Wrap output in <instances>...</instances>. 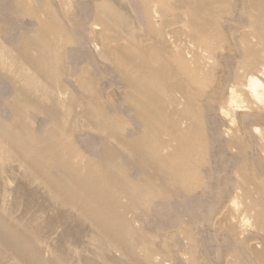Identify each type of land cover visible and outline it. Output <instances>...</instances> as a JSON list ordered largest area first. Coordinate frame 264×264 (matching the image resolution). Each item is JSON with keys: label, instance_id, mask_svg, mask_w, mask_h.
<instances>
[{"label": "bare ground", "instance_id": "6f19581e", "mask_svg": "<svg viewBox=\"0 0 264 264\" xmlns=\"http://www.w3.org/2000/svg\"><path fill=\"white\" fill-rule=\"evenodd\" d=\"M137 1H139L138 3L142 8L151 4L150 9L144 8L142 10V32L140 30L138 33L137 31L126 34L121 33L119 36L116 35L114 37L110 35L113 38L109 40L104 38L103 34L99 33L96 35V39L100 43H103L105 40L109 41L107 44H101L107 61L120 78L121 85L125 89L126 93L123 96V102L132 112L133 119L138 122V131L135 134H132L133 132L131 131V136L128 135L126 133L127 128L125 129L127 121L123 118H117L116 114L113 117L108 115L106 111L107 106L99 104L96 101L97 97L92 92V86L89 80L83 78L80 83L83 91L85 89L90 91L87 92L88 95L86 94L82 97L85 103L83 118L87 121H95L96 129L103 134L101 141L102 154L100 155H97L96 152L84 154L76 147L74 141L72 142L71 140L68 125L77 128L79 123L74 112L76 110L74 109V102L76 101L72 98L68 100L66 97V102L59 101L61 98V96L59 98V95L63 93L59 94L62 87L60 88L61 84L59 85V81L56 80L57 75L54 74L53 58L56 50H59L56 49L58 48L56 46L61 45L59 36L56 37L60 33V27L51 11H48L44 7L45 3L42 8L29 3L30 6L28 8V5H26L27 2H25L28 10L24 13L31 15L37 21L39 29L37 28L38 30L31 36L22 34L20 37L21 43L19 42L20 44L14 48L12 47L16 51L15 56L12 48H8L9 44L7 47L6 44L5 46L0 45L1 53L10 49L15 62L17 64L20 62L21 66L31 70V75H29V70V72L25 71L26 69L20 73V69L17 71L19 74L16 76H21L20 78L22 79L20 80L24 82L23 84L27 85H23V87L25 86L27 88L29 86L30 89L31 86H36L33 82L35 79L43 80L44 83H42V86H40V83L38 84L40 88L38 86L35 89H31L33 93L42 94L43 98L48 99L49 102L48 105H44L41 101L43 99L41 96L39 97L41 99L38 101L30 96L31 89L29 93L27 92L29 95H26V90L22 86L21 88L25 90V92L23 91L24 93L20 91L21 88L19 89L16 86L18 90L14 87L16 90V95L14 96L17 98H15L17 103L14 100L16 104H14V107H11V109H14L10 111L13 113L15 111L14 114L22 113L23 109L21 110V106L23 104L27 109L41 110L49 117L53 124L50 130H47V134L40 136L26 131L29 127L25 126L24 123L23 126L25 128L21 130L18 128V125L0 121V160L3 158H7V160L8 158L15 159L17 161L16 163L19 162L23 166L25 169L24 173H27L30 180L33 183H37L38 187L43 189L44 199L50 205V209L53 212L50 217L51 222L54 220L53 222L56 221V223H59L57 221L60 219L61 221H69L71 224L63 225L66 226V230L64 231H72L76 235L75 241L77 243L80 241V234L82 235L83 229L85 227L89 229L87 230L90 232L87 238L89 240L84 239L89 241L87 243H89L90 249L91 246L93 247L92 256L89 254L91 256L90 258L86 257L90 251H87V254L85 253L83 249L84 244L81 246V249L84 251L85 257L79 251L76 253L77 249L76 251L73 250L75 246L73 248L67 246V250L69 248L73 250L72 252L76 257V261L72 259L76 264H125L127 261H130L132 264V261H135V258H137L136 250L140 246L132 241V236L135 234V231L129 220V215L135 214L134 211L136 210H139V213L147 210V206L149 207L153 200L157 198H167L171 195L176 197L178 194L182 198H186V195L190 194L192 188L199 185L200 172H198L199 170L196 167L200 160L196 162V157L202 156L203 139L199 127L195 124L194 115H197V112H195L196 107L202 103L204 96H207L208 103H213L218 98L222 100L219 110H222V115L224 114L223 117L226 120L231 116L226 107L233 109L230 111L231 114H235L234 112H249L242 116L237 115L238 129L236 131L231 135L230 131L228 132L227 130L226 132V136L229 135L230 137L227 143L228 147L234 149L240 156L244 155L245 149L242 140L244 126L249 121L264 120L263 115L259 111H254V109L264 107V0H238L236 4L234 3L232 5L229 4L230 1L228 3L225 0H172V3L170 0H165L168 4H173V8L175 7L176 9L175 13L172 14L171 20L173 22L171 24L168 22L169 20L164 19V14H166L164 13L165 9L162 4L164 0ZM18 3L16 2L15 4L18 5ZM104 4L101 7L105 10L106 6ZM22 10L24 11V8ZM231 12L241 13L243 15V20H241L237 27H234L235 33L242 27L241 23L243 21L249 27L252 24L254 26L247 31H250L248 35L243 33L237 39L240 61L234 63L232 73L226 79L225 83L219 85L217 88L220 92L207 94L205 82L210 75L208 65L218 55L219 50L217 51V47L224 41L223 36L226 30L225 18ZM14 14L16 13L14 12ZM166 20L168 24L162 25L163 21L166 23ZM157 21L160 22V25H158L159 23L156 24ZM98 22L105 29L111 26L104 17L99 18ZM94 27L96 26L94 25ZM52 28L56 31L52 30ZM124 30L126 31V29ZM0 44L2 43L0 42ZM94 46L97 47L96 45ZM97 48L96 50H98ZM226 51L229 52L228 54L230 56L232 50L227 48ZM96 52L98 53V51ZM5 57L3 60L5 62L4 64L11 61L10 58L7 62ZM1 59L0 61H2ZM14 60L12 61L13 63ZM0 63L2 64V62ZM9 63L10 65H14L11 62ZM4 66L6 68L7 64ZM5 68L4 70H6ZM1 72L0 74H2ZM14 73L16 72L14 71ZM83 91H80V93H83ZM66 94V96L69 95L67 92ZM79 101L82 100L79 98ZM12 103L11 105H13ZM224 108L227 112L223 111ZM17 109L18 113H16ZM20 114L15 116H20ZM21 115L22 117H20L23 118L24 112ZM59 119L62 120L61 123ZM16 120L18 121L20 118L14 121ZM17 121L15 123H18ZM23 121L21 119V122ZM228 121L232 122L231 120ZM19 124L21 123L19 122ZM85 125L84 128L87 129ZM23 130L26 131L23 134H27L28 132V135L23 136L21 133ZM76 132H79V130H76ZM260 141L262 142L261 149L264 151V138H260ZM123 159L129 162V164L136 165L135 167L142 174L141 181H135L130 177V170ZM9 162L12 164L11 160ZM4 165L1 166L3 167ZM5 168L6 166L4 170L8 169V167ZM2 173L1 175L4 176ZM9 176L13 177L12 174ZM5 178L7 179V177ZM20 178L17 179V183ZM28 183L26 184L27 186ZM33 186L32 188L29 187V189H33ZM24 189L26 190L27 188ZM257 195L260 196L258 192ZM258 196L257 199L264 200L261 199L264 195H261L262 197ZM32 197L30 196V198ZM30 198L26 202H30ZM35 203H37V200ZM232 203L235 205V201ZM18 206L17 208H19ZM4 210L2 209V211ZM6 214L0 211V257L3 260L4 258L7 260L6 256H10L14 262L8 261L12 262V264H72L70 259L67 262L65 261L68 257L62 259L63 252V255L59 252L61 257H59V254H53L54 252L50 253L49 250L54 245H51L52 248L50 249L49 247L48 250L46 246L42 247L41 241L43 239L41 240L40 232L44 228L41 226L42 219L39 218L38 214L37 218L35 217L31 220L32 222L26 223V226L17 224L18 221L23 222L21 219H23L24 215H22L20 220H16V223L15 220L13 222L8 218L7 215L9 214ZM14 214L16 215L17 213L11 215L14 216ZM28 216L29 214L26 218ZM234 218L236 219V217ZM230 224H232L231 221ZM233 227L231 226V228ZM61 230L63 231V229ZM52 231L54 233V230ZM46 234L45 236L47 237L50 233ZM51 236L48 237L51 238ZM55 238L58 239L57 236ZM65 238L68 239V236ZM65 238L61 240H66ZM57 239L54 240L57 241ZM55 243L57 245V242ZM143 248L148 247L143 246ZM55 249H52V251ZM57 249L56 251L60 250V248L59 250ZM81 249L79 246L78 250L80 252ZM116 252L123 254L124 261L114 257ZM66 254L71 255L72 253L69 251ZM142 260L144 264H151L150 256H145ZM137 263H139V260Z\"/></svg>", "mask_w": 264, "mask_h": 264}, {"label": "rangeland", "instance_id": "374dc122", "mask_svg": "<svg viewBox=\"0 0 264 264\" xmlns=\"http://www.w3.org/2000/svg\"><path fill=\"white\" fill-rule=\"evenodd\" d=\"M33 1L35 2L34 4ZM63 1L62 0H0V42L2 43L0 45L5 46L6 44L7 47V45L9 44L8 48L11 49L12 47L14 48L16 45L21 43L20 37L22 36V34L30 35V36L33 35V33H35L39 29L38 23L34 18L31 17V15H28L24 12L28 10L30 6L29 3H31V5L36 7L39 6L40 8H42L43 4L45 3L44 7L48 9V11H51L52 15L56 18L58 25L60 27L59 30L60 33L58 35H56V33L54 32L56 37L59 36L58 37L59 42H61V45L56 46L58 47L56 49H59L60 51L53 49L56 50L55 56L53 58L54 74L57 75L56 80L59 81L58 82L59 85L61 84L60 88L62 87L61 92L59 94L63 93L62 95H59V98L61 96L60 98L61 100L59 99V101L66 102V99L68 100L70 98L74 99L76 101L74 102V107H75L74 109H76L74 112L76 118L78 119L79 123L83 122L84 125L86 124L85 127L87 128L85 129L84 125L83 124L81 125V123L80 124L78 123L77 128L74 126L70 127V125H68L71 135V140L72 142L74 141L76 147L84 154H90L91 152H96L97 155H100L102 154L101 141L103 138L102 136L103 134L101 133V131L96 129L95 121H87L83 118L85 112V106H84L85 103L83 102L82 97L85 96L86 94L88 95L87 92L90 91L88 89H85L83 91V89L80 86V83L82 81L81 79L86 78L87 80L90 81L92 86L91 88L92 92L94 93V95L96 94L95 96L97 97L96 101H98L99 104L107 106L106 111L109 116L113 117L116 114L117 118H123L124 120L127 121L125 129L127 128L126 133L128 135L131 136V131L133 132L132 134H135L138 131L139 129L138 122L133 119L132 112L127 108L128 106H126L125 103L123 102L124 100L123 96L126 93L125 89L121 85L120 78L117 76L116 72L113 70L110 63L107 61L102 44H107L109 42L108 41L109 39H112L116 35L119 36V34L121 33L126 34V33H131L133 31H137L138 33V31L140 30H141L140 32H142L143 31L141 29L142 17H143L142 10L144 8L150 9L151 4H148L142 8V6H140V4L138 3L139 1L137 0H63ZM225 1L226 2L230 1V3L228 2L230 5L234 3L236 4L238 2V0H225ZM14 2L15 3L17 2L18 5L15 4ZM25 2H27L26 5H28V8L25 5ZM170 2L172 3V0H170ZM103 3H105L104 5L106 6L105 10L101 7ZM162 4L165 9L164 13H166L164 14L165 15L164 19L166 18L167 20H169L168 22L171 24L173 22L171 20V17L172 14L175 13L176 9L175 7L173 8V4L170 3L168 4L167 2H165V0L162 2ZM22 8H24V11L22 10ZM14 12L16 14H14ZM44 15L46 16V14ZM101 17H104V19L107 20L108 24L111 25L110 26L111 29L109 27H106L105 29L104 26L99 25L98 20ZM167 20L166 23H164L165 21H163L162 25L168 24ZM225 20H226L225 21L226 30L223 36L225 42L223 41L222 42L223 44L221 43L217 47V51L219 50L218 55L208 65L209 66L208 71L210 70L209 71L210 75L207 77V80L205 82V89L207 94L220 92V90H218L217 88L219 87V85L224 84L226 79L232 73L234 63L240 61L237 39L240 38V36L243 33L248 35L250 31L249 32L247 31L251 29L252 26H254V24H252L249 27L247 26L245 21H243V23H241L242 27L235 33L234 27H237L241 22V20H243V15L241 13L231 12L230 14L226 15ZM156 24L160 25V22L157 21ZM94 25L98 29L94 27ZM124 29H126V31ZM52 30L56 31L53 28ZM99 33L103 34V37L107 38L108 40H105L103 43L101 42L102 43L101 44L96 39V35ZM110 35L113 37H111ZM93 44L96 45L98 48L95 47ZM13 48H12V52L15 56L16 51ZM96 48L98 50H96ZM227 48L232 50L230 52V56L228 54L229 52L226 51ZM10 49L6 50V52L4 53L0 52L1 54L0 59L2 58L1 59L2 61H0L2 62V64L0 63L1 65L0 69H2L0 70L2 71L1 72L2 74H0V121L7 124L12 123L16 126L18 125V128L21 130L24 129L25 126H27L29 128L26 127L28 129V130L26 129V131L28 132L30 131L34 134L43 136L48 133L47 130H50L53 124L52 121L49 119V117L41 110H38L39 111L38 113L37 109L36 110L31 108L27 109L22 104L21 110L23 109L22 113L24 112L25 117L23 116V118H21L22 113L21 112H20L21 114L18 113V109H17L16 113L20 114L21 117L17 116L18 118H20V120L18 121L16 120L18 123H15L16 121H14L15 119H18L15 116L18 114H14L15 111L14 113L11 112L14 109V108L11 109V107L12 106L14 107V104L17 103L16 102L17 98L14 96L16 95V90L14 87L17 86L20 89L21 86L23 87V85H25L23 84L24 82L20 80L22 79L20 78L21 76L19 77L16 75H18L20 72H24L22 70H25L26 68L24 66H21L20 62L18 64L15 62L14 56L10 51ZM96 51H98V53ZM5 53L7 54L6 57H5L6 55ZM8 53L10 54V57ZM4 57L7 60V62L11 58V61H9L11 62V64L13 63L12 61L14 60L13 64L15 66L10 65V63L8 62L9 67H8V63H6L7 66L5 68L4 65L6 64H4L5 62L3 61ZM4 68L6 70H4ZM18 70L19 73L17 72ZM28 70L29 69H26L25 71L26 72L30 71L29 75H31L32 74L31 70L29 71ZM14 71L17 74L14 73ZM5 75L8 78L4 77ZM6 80H8L9 82ZM15 81L17 84L14 83ZM33 82L34 85L36 86L34 87L31 86L30 89L31 88L35 89L39 86L38 85L39 83L40 86H42V83H44V81L41 79H35ZM12 83L16 85H13ZM25 86L23 88L26 90V93L27 92L29 93L30 91L29 86L27 88ZM40 86L38 88H40ZM23 88H21L20 91L25 92ZM62 90L64 91L62 92ZM80 91H83V93L82 92L80 93ZM66 92L69 94L68 96H66L67 95ZM28 93L26 95L30 94V96L35 98V100L37 99V101L43 98L42 94L36 92L33 93V91L29 94ZM224 95L226 96V94ZM40 96L41 98H39ZM79 98L82 101H79ZM44 99L45 98H43L41 101L44 103V105L46 104L48 105L49 104L48 99L45 100ZM14 100L16 103L14 102ZM202 100H203L202 103H200L196 107L195 112H197V115H194L195 124L199 127L200 134L203 139L202 156L196 157V162L200 160L199 164L196 167L199 170L198 172H200L199 173L200 183L198 186L192 188L190 194L186 195V198H182L179 194L176 197L171 195L170 197L167 198H157L153 200V202L149 205V207L147 206V210L143 211L142 213L141 212L139 213V210H136L134 211L135 214L129 215V220L131 221V225L133 226V230L135 231V234L132 236V241L140 246L136 250L137 258H135V261H132L133 262L132 264H144V262H142L143 261L142 258H144L145 256H150L151 264H264V220H263L264 200L261 201L259 200L260 198L257 199L258 196L257 192L260 195L258 197H262L261 195H264L263 192L264 190L263 152L264 151L261 149L262 142L260 141V138H264V120L253 121V122L249 121L248 123L249 125L246 124L244 126L243 129L244 136L242 137V140L245 149L243 153L244 155L240 156L238 155L239 153H237L234 149H230V147H228L227 143L230 137L229 135L226 136V132L227 130L228 132L230 131V135H231L234 131H236L238 129L237 115L242 116L248 114L249 112H241V113L234 112L235 114L232 113L233 114L232 115L230 111H232L233 109H231L230 107H226L228 113H230L231 115V116L228 115L231 117V119L230 117L228 118V120L232 121L230 122L224 119L223 117L224 114L222 115V110H219L222 100H219L218 98L215 100V102L208 103L207 101L209 100L207 96H204ZM11 103L13 105H11ZM226 109L224 108L223 111L227 112ZM255 110L259 111L264 118V107L259 109H254V111ZM21 119L22 121L23 120L25 121L21 122ZM59 121L61 123L62 120L59 119ZM19 122L21 124H19ZM23 123L25 126H23ZM76 130L77 131L79 130V132H76ZM26 131L24 130L23 132L21 131L23 136L28 135V132L27 134L26 133L23 134ZM206 151L208 152L206 153ZM2 160H0V163L2 161L0 167H2L1 165L3 164L5 165L2 167L3 169L0 168V170H2L0 171L1 213L4 214L5 212L9 214V215L6 214L8 218L12 221L15 220V222L16 220L17 221L20 220L22 215H24L23 219H21L23 220V222L21 221L22 223L20 221H18V223L16 222L19 225L21 224V226H26L28 222H32L31 220H33L35 217L37 218V214H38L39 218L42 219L41 226L42 228L45 229V230L44 229L41 230L43 233L40 232L41 240L43 239L42 241L45 242L43 243L41 241L42 247L46 246L47 250L49 249V247L51 249L53 245L54 246L52 249L55 248L57 249V247H59L60 250L59 248L57 249L59 251H56V249L52 251L51 249L49 250L50 253L54 252L53 254L56 253L59 255H60L59 252H61L62 255L64 253L65 256L63 255L62 259L68 257L67 258L68 260L67 259L64 260L67 262L70 259V262L72 264H76L75 263L76 257L72 252L73 250L76 251L77 249L76 253L79 251V253H81L83 257H85L84 255L85 253L87 254L90 251L91 253L89 252L86 256L87 258H90L92 256L93 247L91 246L90 249V245L89 243H87L89 241L85 240L90 235V232L87 231L89 229L87 227L83 229L82 235L80 234V241L77 243V241H75L76 235L73 234L72 231L70 230L69 232L64 231L66 230V226L63 225L71 224L69 221L65 220L67 221L65 222L64 220L61 221L60 219L57 221L60 224L56 223V221L53 222L54 220L51 222L50 217L52 216L51 213L53 212L50 209V205L44 199L45 196L43 195L44 194L43 189H41V187H38L37 183H33L30 180V178L27 176V173L26 174L24 173L25 169L23 168V166L19 164V162L16 163L17 161L15 159L8 158L7 160V158H3ZM10 160L12 161V164H10L11 163L9 162ZM123 160L126 163V166L130 170V174H131L130 177L135 181H141L142 174H140L139 169L135 167L136 165L132 163L129 164V162H127L125 159ZM4 161L6 162L4 163ZM18 165L19 167H17ZM5 166L6 168L8 167L9 170L8 169L4 170ZM20 167L21 169H19ZM1 173L4 176H2ZM10 174H12L13 177L9 176ZM21 175H22L21 177L22 179L20 178ZM17 176H19L18 178L21 179V182L19 179V182L17 183L18 181ZM5 177H7L8 180ZM9 181L12 185L9 183ZM29 181L31 182V184ZM26 182L27 183L29 182L28 186L30 185L29 186L30 188H32V186L34 185L33 186L34 191L33 189H29V187L26 185L27 184ZM24 188H27L26 190L27 191L29 190L28 193L29 192L30 193L28 194ZM259 189L261 190L260 192ZM16 193L17 195L19 194L18 195L19 197L16 195ZM20 196L21 197L24 196L22 197L23 199ZM30 196L33 197L30 198ZM29 198L31 199V201L26 202L29 201ZM39 199L43 200L44 202L40 201ZM261 199H264V197H262ZM36 200L38 204L35 203ZM234 201H235V205L233 203L231 204V202ZM15 204L17 206L19 205L18 206L19 208H17ZM24 204H26L25 206H27L28 209L27 207L24 206ZM230 205L234 207H231ZM45 206L49 208L47 207L45 208ZM9 207L11 208V210H9L10 209ZM1 208L3 210L5 208V210L2 211ZM25 208L27 209V211ZM233 208H235L236 211ZM8 210L10 212L13 210L12 212L17 213L16 214L17 216L14 214L15 218H13L14 217L12 216L13 213L11 212L12 214L11 215ZM33 210L34 211L36 210L35 214ZM227 213H229L230 215ZM28 214L29 216L31 215L30 218L29 216L28 218H26ZM234 217H236V219ZM227 218L231 221L232 224H230V221L228 222ZM62 222L64 223L62 224ZM247 223L249 224L247 225ZM229 224L232 227L234 225V227L231 228ZM72 226L74 225L72 224ZM61 229H63V231ZM52 230H54V233ZM56 231L58 232L57 234ZM46 233L47 234L50 233L48 234V236H51L53 234L52 235L53 237L52 236L51 238L48 236L46 237L45 236ZM71 234L73 235L71 236ZM56 236L58 237V239L55 238ZM67 236L69 241H67L68 239L65 238ZM63 238H65L66 240H61ZM54 239L55 240L57 239V241H55ZM46 240L49 242H47ZM55 242H57V245H55L56 244ZM60 243L61 244L63 243L64 245L63 244L61 245ZM65 243H67V245H65ZM67 246L72 248L75 246V249L73 250L70 248H69L70 250L68 249L72 253L71 255L66 254L69 253V251L67 250ZM79 246L80 249L82 248L81 246H83L85 253L82 249L81 252L80 250H78ZM143 246L148 248H143ZM63 249L67 251H64ZM89 254H91V256ZM115 255L114 257L116 259L118 260L122 259L124 261L125 258L123 254L116 252ZM69 256L72 257L70 258ZM59 257H61V255ZM0 259H1L0 261H2L0 262L1 264L4 263L8 264L10 261L13 260L10 256H6L7 260H5L4 258L6 262L3 260L2 257H0ZM137 259L139 260V263H137L138 262ZM12 262H10L9 264H12ZM125 264H131V262L127 261V263Z\"/></svg>", "mask_w": 264, "mask_h": 264}]
</instances>
